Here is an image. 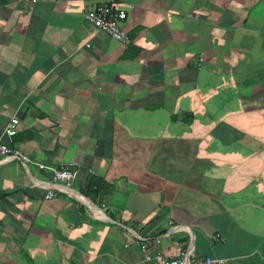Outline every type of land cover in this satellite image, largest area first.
Here are the masks:
<instances>
[{"label":"crops","instance_id":"obj_1","mask_svg":"<svg viewBox=\"0 0 264 264\" xmlns=\"http://www.w3.org/2000/svg\"><path fill=\"white\" fill-rule=\"evenodd\" d=\"M104 1L0 0V264H264V0Z\"/></svg>","mask_w":264,"mask_h":264},{"label":"built area","instance_id":"obj_2","mask_svg":"<svg viewBox=\"0 0 264 264\" xmlns=\"http://www.w3.org/2000/svg\"><path fill=\"white\" fill-rule=\"evenodd\" d=\"M85 21L91 23L96 29L102 30L113 39L127 43L129 37L121 26V21L126 18V13L119 10L113 3V0H106L97 3L94 6L85 9L83 12ZM18 119L13 117L10 122L4 127L3 133L8 137H12L17 133ZM0 159H15L22 165L26 166L31 163L30 157L22 153L17 148L6 145L0 141ZM39 169L44 166L40 163L37 164ZM78 166L75 162L62 164L52 172V180L60 182L64 187L69 188L75 178ZM54 196L52 189H49L45 195L46 198ZM151 240V238H148ZM216 240L217 237L215 236ZM139 244L140 250L143 253V260L147 264H225L226 260L219 257L206 255L204 257H197L193 249L187 248L180 252L179 255L173 257H166L161 251H151L148 248L149 241L145 238L138 237L136 239ZM155 243L159 242L156 237L153 238Z\"/></svg>","mask_w":264,"mask_h":264}]
</instances>
